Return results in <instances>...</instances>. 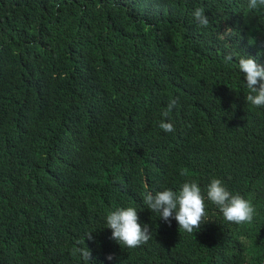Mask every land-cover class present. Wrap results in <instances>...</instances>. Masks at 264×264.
Returning a JSON list of instances; mask_svg holds the SVG:
<instances>
[{"label":"trees","instance_id":"trees-1","mask_svg":"<svg viewBox=\"0 0 264 264\" xmlns=\"http://www.w3.org/2000/svg\"><path fill=\"white\" fill-rule=\"evenodd\" d=\"M244 55L264 66L248 0H0V264H85L76 247L91 264H264V107L245 99ZM213 178L252 223L206 198L189 234L144 204L191 181L206 197ZM127 207L151 230L134 249L106 227Z\"/></svg>","mask_w":264,"mask_h":264},{"label":"clouds","instance_id":"clouds-1","mask_svg":"<svg viewBox=\"0 0 264 264\" xmlns=\"http://www.w3.org/2000/svg\"><path fill=\"white\" fill-rule=\"evenodd\" d=\"M248 8L264 9V0H248ZM193 17L200 27L209 25V17L203 7L196 8ZM224 59L227 64L232 62L234 57L228 54ZM238 69L243 74L249 90V94L245 97L246 101L254 107H264V66L259 65L254 58L244 55L238 60ZM177 105L178 98H171L161 115L168 118ZM159 127L165 133L175 131L174 125L165 120L160 122ZM206 198L219 209L227 222L236 225L253 222L256 214L254 205L241 195H234L226 188L223 181L217 178H213L208 184L206 197L198 183L191 181L183 183L178 192L167 188L155 193L146 192L143 201L152 213L159 215L160 220L170 225L171 220L174 219L179 229L192 234L194 230L199 231L204 224ZM106 227L112 230L111 239L129 249L140 247L152 238L149 226L139 222L138 211L133 207L118 208L110 212L106 216ZM86 238L91 240V233L87 234ZM77 253L85 264H91V252L87 247L73 248L72 255ZM107 259L112 260L113 256L109 255Z\"/></svg>","mask_w":264,"mask_h":264}]
</instances>
